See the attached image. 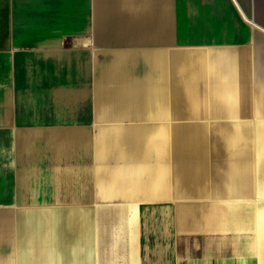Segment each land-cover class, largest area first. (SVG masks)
<instances>
[{"label": "crops", "instance_id": "1", "mask_svg": "<svg viewBox=\"0 0 264 264\" xmlns=\"http://www.w3.org/2000/svg\"><path fill=\"white\" fill-rule=\"evenodd\" d=\"M17 1L0 264H264V0Z\"/></svg>", "mask_w": 264, "mask_h": 264}, {"label": "rangeland", "instance_id": "2", "mask_svg": "<svg viewBox=\"0 0 264 264\" xmlns=\"http://www.w3.org/2000/svg\"><path fill=\"white\" fill-rule=\"evenodd\" d=\"M250 0H240V2L245 5L246 4V8L248 7V4L247 3H250L248 2ZM247 2V3H245ZM18 4V1L17 0H1L0 1V25L2 23V19H6V18H10V14L11 12L14 10V8H16ZM4 22V21H3ZM1 48V47H0ZM107 54V52L105 53ZM95 77H96V61H95ZM97 79V77H96ZM100 119H99V115H98V109H97V125H98V133H97V139H98V134H99V127H100ZM97 147H98V141H97ZM97 152H98V148H97ZM98 160V158H97ZM97 173H98V161H97ZM99 175L100 173H98V189H99V196H104V193L101 192L100 188H99ZM108 199L110 200H113V201H119V202H123V201H126V202H130L132 204H138V205H143V206H150V205H153L154 204V200H146V199H142V198H137V197H132V198H123V199H112V198H109L107 197ZM219 200L221 202L222 199L221 198H212V199H209V201H217L219 202ZM178 201H181L180 199H178ZM208 201V200H207ZM240 212L238 213V219L236 220L235 222V225L234 227L232 228V231H234L233 233H235V235H237V232L239 231L240 234L243 236H248L247 234H250V231H251V225L253 223V217H251V212L250 211H242V210H239ZM222 225V224H221ZM224 226L226 225H223V226H217V227H212L213 229L216 230V228L220 229L218 230L219 232H222L224 235L227 234V233H230L228 232L229 230L226 229ZM245 238V237H244Z\"/></svg>", "mask_w": 264, "mask_h": 264}, {"label": "bare ground", "instance_id": "3", "mask_svg": "<svg viewBox=\"0 0 264 264\" xmlns=\"http://www.w3.org/2000/svg\"><path fill=\"white\" fill-rule=\"evenodd\" d=\"M112 61H113V59H112ZM112 63V62H111ZM117 63V62H116ZM115 64V63H114ZM1 67V66H0ZM114 67V66H113ZM97 68H98V62H96V77H97V79H96V93H97V109H98V114H99V116H100V109H99V107H98V103H99V100H100V98H101V96H100V93H99V88H100V84H101V81H100V76L98 77V74H97ZM102 71V70H101ZM147 71V70H146ZM112 72H113V70H112ZM149 72V71H148ZM187 73V72H186ZM150 74V73H149ZM188 74V73H187ZM190 74V73H189ZM143 75V74H142ZM191 75H192V72H191ZM144 76V75H143ZM139 82V81H138ZM144 82H145V80H144ZM139 84V83H138ZM123 85V84H122ZM141 88H143V87H141ZM146 89V88H145ZM133 90V89H132ZM120 91V90H119ZM148 92V91H147ZM124 94V93H123ZM126 97H127V95H126ZM129 98V97H128ZM125 100V99H124ZM118 108V107H117ZM130 108V107H129ZM132 108V107H131ZM142 108H143V106H142ZM148 108V107H147ZM144 109V108H143ZM97 111V110H96ZM95 112V111H94ZM124 112V111H123ZM128 112H129V110H128ZM125 113V112H124ZM96 114V113H95ZM126 114V113H125ZM133 114V113H132ZM191 124V123H190ZM196 124H198V123H196ZM199 125V124H198ZM188 127V126H187ZM107 128V127H106ZM111 129V128H110ZM106 133V132H105ZM105 133H103V134H105ZM100 134H102V133H100ZM103 136V135H102ZM179 136V135H178ZM181 137V136H180ZM194 137V136H193ZM193 137H190L191 139L193 138ZM100 138V137H99ZM174 138V137H173ZM176 138H177V136H176ZM182 138V137H181ZM184 138V137H183ZM102 139V138H101ZM143 140V139H142ZM146 140V139H145ZM204 140V139H203ZM206 140V139H205ZM151 141V140H150ZM150 141H149V143H150ZM192 141V140H191ZM148 143V144H149ZM147 144V143H146ZM98 152H97V157H98V167L100 168V167H105L106 165H107V163L106 164H104L105 163V161L103 160V152H104V150H103V147H102V145H101V142H98ZM105 149V148H104ZM141 151V150H140ZM108 153H109V151H108ZM106 154V153H105ZM193 155V154H192ZM107 161V160H106ZM150 161V160H149ZM120 163H122V162H120V161H118L116 164L117 165H119ZM150 164V163H149ZM193 164V163H192ZM195 182V181H194Z\"/></svg>", "mask_w": 264, "mask_h": 264}]
</instances>
